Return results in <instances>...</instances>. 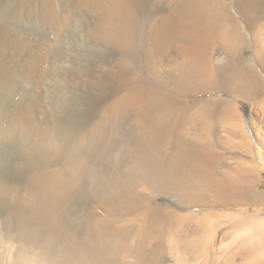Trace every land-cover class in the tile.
<instances>
[{
  "label": "bare ground",
  "instance_id": "obj_1",
  "mask_svg": "<svg viewBox=\"0 0 264 264\" xmlns=\"http://www.w3.org/2000/svg\"><path fill=\"white\" fill-rule=\"evenodd\" d=\"M17 1L14 12H12ZM225 1L180 0L194 7L189 14L193 25L186 28L185 16L182 15L180 16L182 17L180 33L174 34L175 37L179 35V51L184 49L182 38L189 34L192 38L191 43L194 44V50H191V52L194 51V55L192 54L193 57L190 58L184 54L181 60L175 57V64L166 66L172 71L178 69L182 71L183 77L192 79L191 92H188L190 97L198 93H206L204 96L207 98V93L228 90L242 93L250 102H256V109L253 117L250 116L249 124L253 135L255 134L254 140L263 146L264 0H231L234 3V13L230 11L231 8L224 6ZM19 4L28 6V10L32 5L31 12L38 8L43 16V24L55 39H58V44H53L54 47H50V50L46 48V53L38 51L40 47L36 48L37 45H34L38 32L30 27V21H27L28 23L24 21L22 10L18 12ZM137 4L136 0H0V233L4 231L0 236V264H264V217L192 210L194 207L229 205L242 207L249 200L259 203L257 200L264 196V191L251 189L252 184H245L242 181L246 180L244 175L251 177L255 172L252 171L251 164L246 165V162H240L238 168L228 175L229 182H224L220 189L215 186L211 187V194L207 193L209 196L212 195L211 200L202 199L190 205L180 206L190 209L188 212L178 213L172 208L162 207L157 202V198L171 199L169 193L147 192L143 198L138 200L131 190L126 198L128 202L126 201L124 212L131 214L133 211L142 209L141 213L144 214V218L138 226L135 225V221L129 219L123 221L120 226L118 224V226H111L110 231L106 233L105 226L98 223L99 225L85 227L83 226L85 225L84 219H79V212L82 210L87 214L91 213L88 210L91 206L90 200L84 194L85 181L96 176L99 164L95 167V162L97 158L101 159V154L96 153L98 140L106 134L109 135L111 131H115L113 120L117 121L130 111H134L139 124L144 128L148 123L155 124L154 131L149 134V145L153 151L157 152L162 131L167 128L174 130L169 126L173 127L176 117L184 116V114L170 106L168 99L156 97L157 95H153L152 90L147 88L141 93L140 91L139 93L137 91L128 92L126 95L118 96L117 99L110 101L108 99L109 103L100 108L99 120L89 127V112L101 106L107 95L105 91L103 93L105 96L102 94V91L106 90L103 89L102 78L98 79L99 84L96 80L98 85L96 88L100 90H97L99 93L94 99L62 95L59 98L52 97L44 105L41 103V95L33 94V84L36 81L43 82L44 79L59 77L62 72L59 67L66 61H76L77 67H75L78 68L76 70H81L83 78L84 75L86 77L91 75L89 72H92L90 71L92 59L105 61L106 58L102 55H94L89 59L88 54H83L82 50L81 53L78 52L79 56L76 55L77 52L72 47L74 45L72 42L87 28L89 30L92 28L90 39L94 45L100 50L106 49L110 57L111 53L117 52L131 55L138 34L136 30L139 10ZM142 5H145V0H142ZM12 13L16 18L21 19L18 22L19 28L18 23L14 24L10 20ZM31 18L30 16V20ZM33 21H35L34 18ZM202 34H205L206 46L199 41ZM171 35L172 32L169 33V36ZM63 40L68 41L67 48L64 43L61 44ZM214 45H218L220 53L212 59L208 52ZM237 47H240V53ZM249 50H252L255 55L253 63L247 62L242 57L244 51ZM34 51L37 53L35 54ZM19 55L22 57H20L21 60ZM151 59L143 63L145 70L149 75L160 77L164 72L161 71L159 59ZM212 62L217 64L215 68H212ZM73 69L76 71L74 67ZM19 72L22 73L23 81L19 77L21 74ZM158 80L155 81L156 84L159 83ZM226 86L230 87L226 88ZM162 88L163 86L161 90ZM167 88L170 87L167 86ZM162 92L160 91L161 94ZM204 98H195L192 103L187 104L192 111L185 110V113L192 112V114L191 118L183 120V123L193 125L194 122L203 118L204 127L209 131L207 134L212 133L213 124L211 125V122L214 121L213 118L210 119L214 112L212 103L220 101L222 109L216 112L219 113L218 122L221 123L223 120L229 123L227 125L234 134L233 139L238 145L237 148L249 149L248 128L240 115L244 130L242 129L237 118L238 111L235 103L224 99ZM41 115H43L42 121H40ZM256 117H259L260 126L255 125ZM87 127L88 133L75 140L76 132ZM219 128L221 131V127ZM207 138L210 140L212 137L208 135ZM255 154L261 157L259 149ZM104 167L106 168V165ZM246 171L248 174L245 173ZM126 184L124 187L128 185ZM146 185H150V182ZM127 189L129 190L128 187L125 188ZM127 192L123 194L124 197ZM106 201L98 207L104 208L109 214H114L115 210L111 209L109 202ZM154 202L156 204H153ZM124 214H119L120 218L125 217L126 214ZM170 218H173V225L163 226L161 221ZM14 221L16 224L10 227L9 222ZM85 231L94 235L95 240L82 243L83 240H80ZM108 234L109 238H107ZM74 240H77L76 249L71 247Z\"/></svg>",
  "mask_w": 264,
  "mask_h": 264
},
{
  "label": "rangeland",
  "instance_id": "obj_2",
  "mask_svg": "<svg viewBox=\"0 0 264 264\" xmlns=\"http://www.w3.org/2000/svg\"><path fill=\"white\" fill-rule=\"evenodd\" d=\"M136 1L138 3L137 5H138V9H139L138 10V22L139 23L137 22V27H136L138 34H137L136 41H135L136 45L133 48V53L131 55H128L127 53L117 52V53H111L110 54L112 57L111 58L106 49L100 50L94 45V42L92 41V39H90V37H92V28H90V30L87 28V30H85V32L83 34H81V36L78 34L75 41L72 42L74 44V45H72V47H74V49H76L75 51L77 52L76 55L78 54V52L81 53V50H82L83 54L84 53L88 54L87 58H89V59L92 58L94 55H99V56L102 55V56H104V58H106L105 61L100 62L98 59H92V61H90L91 62L90 63V68H91L90 71H92V72H89V74L91 73V75H87V77L84 75V78L81 75V70H79L80 72L78 70H76V69H78V68H76L77 67L76 61L75 62L73 60H70L68 62L66 61L67 63L65 62L63 64L64 66L61 64L62 67L61 66L59 67V69H61L63 72V73L62 72L60 73L59 77L56 76V78L53 77V78H48L47 80L44 79L43 82L42 81H39V82L36 81V83L33 84L34 85V93L33 94H40L42 97L41 103L44 105L45 103H47L46 101H49L52 97L53 98H55V97L59 98V96L62 97V95L73 96V97H78V98H87L88 97L89 99H94V97H96L97 93H99L98 91L100 90V89H97L98 88L97 83L99 82L98 79L102 78L101 80L103 81V89L108 90V91L103 90L102 94L105 91V94H107L106 96L108 98L105 96V94H103L105 96V101L101 104V106L93 108L91 110V112H89V114H90L89 122H88L89 127L92 126L93 124H95L99 120V118H98L99 114L98 113H100L99 112L100 108L105 107L109 103L110 100L117 99L120 96L126 95L128 92L134 93L135 91H137V93H139V91H140V93H141L143 90H145L147 88H150L153 92V95H155V96L157 95L156 97H159L160 99L166 98L165 100L168 99L167 101L169 102L170 106L174 107L176 109V111H181L184 114V116H177L176 117V123L173 127H172V125L169 126L170 128H173L174 130H170L167 128L165 131H162L163 133L161 134V136H159L160 140H159L157 152L153 151L151 145H149L150 144L149 143V134L151 133V131H154L153 129L155 128V124L148 123L147 127L144 128L142 125L139 124L138 117L134 111H130L123 118L118 119L117 121L113 120L115 123L114 126L116 128L115 131L114 130L111 131V133H109V135L106 134L105 136L101 137L98 140V146H97L98 149H97L96 153L101 154V159L99 160V158H97V161L95 162V167H98V164H99V167L97 169L98 171L96 173V176H94L92 179H89V180L86 179V181H85V192H84V194H86V198L90 200L89 203H91V206L89 207L88 210H90L91 213H88L89 214L88 215L85 210H84L85 212H83V210H82V212H79L80 215L79 214L78 215H79V219H84L85 225H83V226L90 227V226H95V225L101 224V226H105V229H107L106 233L108 230L110 231L111 226H115V225L120 226V224L123 221H127L129 219H132L133 221H135L136 226L139 225L138 224L139 222L141 223L142 219L144 218V214L141 213L142 209L133 211L134 214H133V212L131 214L124 212V211H126L125 210L126 209L125 208L126 201L128 202V199H126L127 195L130 194L131 192L133 193V196H135V198L138 200L143 198L147 194V192H160V193H167V194L169 193L172 200L170 198H165V197L163 198L162 197V198H157V202L162 207L172 208L173 211L178 212V213L188 212V210H190V209H186V208H182V207L185 206L186 204L190 205V203H194L197 200L198 201L202 200V199L203 200H208V199L211 200L212 195L209 196L207 194L209 192L211 194V187L215 186V188L220 189L224 182L228 183L229 182L227 179L229 177L228 175L238 168V166L240 165V162H246L245 163L246 165L251 164V168L253 169L252 171H255V172H253L254 175H251V177L249 175H244L246 180H242V181H244L245 184L246 183L252 184L253 186L250 187L251 189L253 188L255 190L264 191V145L262 146L261 144H258L256 142V140H254L255 134L253 135V130H252V128H250L251 126L249 124L250 123V116H251V118L253 117L255 109H256V105H257L256 102H254V101L250 102V100L246 96H244V94H242V93H234V92L228 91V90H220L219 92H216V93H215V91H213L212 93H207V95H208L207 98H206V96H204V94L206 95V93H198L197 95L190 97L188 92H191L190 91V88H191L190 83H191L192 79L185 78V76L183 77L182 71H180V70L178 71V69H175L172 71L166 66V65L173 66V64H175V62H174L175 57H176V59L181 60L182 55H184V54H185L184 56L188 55L190 58H192L194 55V51L191 52V50H194V47H193L194 44L191 43L192 38L189 36V34L184 36V38H182V42L184 43V49H182L181 51H179L180 48H178L179 43H180V39L178 37L179 35H177L175 37V34H174V33H178L180 31V25H181L180 21L182 18L180 16H182V15L185 16L184 17V25L186 26V28L190 25H193L189 14L191 13V11H193L194 7L192 5L182 3V2H180V0H145V5H142V0H136ZM17 3H18V1L15 2L13 9H12V12H14V9H15ZM137 5H136V7H137ZM31 6L32 5H30V8L28 10V6H21L19 4L18 5V12L20 10H22V14L24 15V18H23L24 21L26 20L25 21L26 23H28L30 21L31 22V23L29 22L30 27L33 29V31L36 30L38 32V34L36 35L35 41H34L35 42L34 45H37L36 48L40 47L37 50L41 51L43 53L44 52L46 53V48H48L47 50H50L52 47H54L53 44L54 45L58 44V42H57L58 39H55L53 34L43 24V22H42L43 16H41V12L38 10V8L35 7L36 10L35 11L33 10L31 12ZM224 6L225 7L227 6L228 9L231 8L230 11H232V13H234V9H233L234 3L231 0H226L224 2ZM38 11H39V13H38ZM34 13H37V14L35 15ZM29 15L32 17L31 20H30ZM196 16H197V9H196ZM28 18H29V20H28ZM33 18L36 21V23H35V21H33ZM10 20L14 24L21 21V19L16 18L15 14H13V13L10 15ZM32 21H33V23H32ZM38 23H39V25H38ZM19 26H20V24L18 23V28H19ZM160 29H161V31H160ZM171 32H172V35L169 36V33H171ZM167 34H168V37H166ZM204 35L205 34L201 35V38L199 41H202L201 44L206 46L207 45L206 40H205L206 37ZM52 38L55 41H52L53 40ZM161 39H162V41H161ZM67 42H68L67 40H63L61 42V44L63 45V43H64V46L67 48L69 45V43H67ZM162 44H164V45H162ZM46 45H47V47H46ZM145 45L149 49L150 48L151 49L149 50ZM161 49H162V51H161ZM209 50H210V52H208V50H207V52H208V54L210 53V57L212 59L214 58L215 55H218L220 53L218 45H214ZM237 51L240 53V47H237ZM153 52H155V53H153ZM34 53L36 54L37 52L34 51ZM159 53H161L162 55L160 54L161 55L160 56ZM239 53H237V55ZM248 54L251 56H249ZM180 55H181V57H180ZM77 56H79V54ZM20 57H21V55H19V59L21 60L22 57L21 58ZM242 57L244 58V60H246L249 63L255 62V59H254L255 55H254L252 50H249L246 52L244 51ZM151 58L152 59H157V58L159 59V65L161 64V71L163 70L164 73L166 72L165 74L161 73L160 77L152 75V74L149 75V73L147 74L143 63L150 61ZM135 59H137V61ZM251 60H252V62H251ZM22 61H23V59H22ZM132 66H133V68H132ZM202 66H205V65H202ZM216 66H217V64L212 62V68L213 67L215 68ZM64 67H66L68 70L70 68V70L67 72L66 71L67 69H65ZM73 67L75 68V70L77 72L73 71L74 70ZM141 67H142V70H141ZM165 67H166V69H165ZM144 70H145V73H144ZM20 73L21 72H19V74ZM67 73L69 76L67 75ZM71 73H72V76H71ZM79 73H80V75H79ZM61 74L64 75L65 78L62 77ZM19 77L22 79V81L24 80L22 78V73L19 75ZM158 77H159V80H158ZM50 79H51V81H50ZM57 79H58V82H56ZM146 79L148 80V82L150 84L147 82ZM96 80H98L97 83H96ZM121 80L123 82H121ZM157 80L159 81V83L156 84ZM104 81L106 83L105 85H104ZM152 81H154V82H152ZM182 81H184V82H182ZM48 82H49V84H48ZM107 82H108V85H107ZM140 82H142V83L144 82V83L142 84ZM154 83L157 87H155ZM121 84L123 85V87ZM109 85H111V87ZM166 85L170 88H167ZM162 86H163V88L161 90ZM227 87H230V86H226V88ZM83 89H84V91H83ZM125 89H128V90H125ZM158 89H160V90H158ZM167 89L169 91H167ZM154 90H156V91H154ZM160 91L161 92L163 91L162 94L160 93ZM109 93H110V95H109ZM119 93H120V95H119ZM168 95H169V97H168ZM161 97H163V98H161ZM203 97H205L206 99H212V98L224 99V100H228V101L235 103L236 109L238 111L237 118H238L239 123L242 126V123L240 120V118L242 117V120H243L245 126H247V128H248L247 129V138H249V140H250L249 141V143H250L249 149L241 150V149L237 148L238 145L236 143H234L236 141H234V139H233L234 134H232V132L230 131L231 128H229V125H227L229 123L225 122L223 120L221 121L222 124L220 122H218V116L217 115L219 113H216V112H219L222 109V103L220 101H214L212 103V105H213L212 109L214 110V112L212 113V115L210 117V119H212V118L214 119V121L211 122V125L213 124L211 126L213 128V131H211L212 133L207 134L209 131H207L206 127H204V123H205L204 121L205 120L203 118H202V120L199 119L200 121L198 120V121L194 122L195 124L193 123V125L191 123L190 124L186 123L187 125H189V126H187L186 124L183 123V120L190 119L191 114H192V112L191 113L190 112L185 113V110L186 111H192V109H189V106L187 104L192 103V101H194L195 98H203ZM108 99H109V101H108ZM240 115H241V117H240ZM42 118H43V115H41L40 121H42ZM254 120L256 123V124L255 123L254 124L257 126H260L259 117H256ZM216 122H217V124H216ZM218 124H220V125H218ZM159 126H160V129H162L161 125H159ZM178 127H179V129H177ZM217 127L218 128L221 127V129L224 131L221 130L222 131L221 132L220 128L218 129ZM242 129H243V126H242ZM175 130H176V132H175ZM178 131H179V133H177ZM182 131H185V132H182ZM87 133H88V127L81 129L80 132L79 131L76 132V134H75L76 136L74 139L77 140L79 137H81ZM211 134H212V136H210ZM199 135H201V136L199 137ZM208 135H209V137H212V138H210V140H209V138H207ZM235 136H237V135H235ZM168 138H170V139H168ZM198 138H200V139H198ZM175 144L179 147H177ZM164 145H165V147L163 148ZM258 149L261 152V157H258L255 154ZM186 150H188L189 152L187 153ZM218 150H220V151H218ZM156 154H158V155H156ZM159 158H160V160H159ZM171 158H172V160H171ZM147 160H149V161H147ZM99 162H101V163H99ZM105 165H106V168L104 167ZM104 171L105 172L107 171V173H105ZM248 171H246L245 173H247ZM130 173L132 175H130ZM147 175H149V176H147ZM144 177H145V180H147V181L144 180ZM118 180H120V182ZM161 180H164V181H161ZM141 181L143 182V185L145 183L144 186L142 185ZM148 181L150 182V185H146V183L149 184ZM102 182H103V184H102ZM105 182L106 183L108 182V183L106 184ZM121 182L122 183L124 182L125 184L127 183L129 186L126 184L127 186L124 187L125 184L123 183L124 184L123 185V184H121ZM166 182L167 183L169 182V183L166 184ZM251 182H253V183H251ZM104 183H105V185H104ZM102 185H104V186H102ZM131 185H132V187H131ZM156 186H158V187H156ZM101 187H103V188L101 189ZM127 187L129 188V190L127 189L128 192H127V190H125V188H127ZM175 187H176V189H175ZM105 189H106V191H105L106 194H103V193H105L104 192ZM120 189H122V191ZM154 190H156V191H154ZM129 191H131V192H129ZM118 192H119V194H118ZM125 192H127V193H126V196L124 197L123 194L125 195ZM115 194H117V195H115ZM212 194H213V192H212ZM97 196H99V197H97ZM124 200H125V202H124ZM103 201L109 202L111 209L115 210L114 214H109L108 211L105 212L106 210L104 208H103L104 209L103 210L101 207H98L99 205H102ZM253 201H255V200H253ZM257 201L259 203L252 202L250 200L248 202L246 201L242 207H236L233 205L224 206V207L223 206L222 207H216V206H214V207H194V208H192V210L195 212H198V211H202V212L203 211L204 212L220 211V212L234 213L235 215L237 214L240 216H244V215L246 216V215L250 214V215H254V216L257 215L260 217H264V196L260 197ZM153 204H156V203L154 202ZM180 206H182V207H180ZM122 208H123V210H122ZM88 210H87V212H89ZM122 212L125 213L126 215L129 214L128 216H126L124 214L125 217H127V218H125L124 216L123 217L121 216V218H120L119 214L122 215L123 214ZM92 214H93V217H92ZM95 214H96V216H95ZM96 218H97V220H96ZM86 219H88V220H86ZM118 219H120V221ZM172 219L170 218L166 221H161L162 225L164 224L163 226H172L173 225ZM87 221H89V222H87ZM14 224H16V221L9 222L10 227H13ZM187 226H189V225H187ZM3 233H4V231H2L0 233V236H2ZM109 236L110 235L108 234L107 238H109ZM82 240H83L82 243H84V244L88 243V242H92L95 240V236L92 235L90 232L85 231V233H84L83 237H81L80 241H82ZM71 244H72V246H71L72 249H74V247H75V249L77 248V240L76 241L74 240L73 243H71Z\"/></svg>",
  "mask_w": 264,
  "mask_h": 264
}]
</instances>
